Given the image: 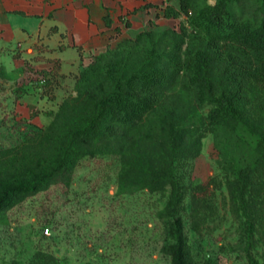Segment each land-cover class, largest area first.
Instances as JSON below:
<instances>
[{"label": "rangeland", "instance_id": "rangeland-1", "mask_svg": "<svg viewBox=\"0 0 264 264\" xmlns=\"http://www.w3.org/2000/svg\"><path fill=\"white\" fill-rule=\"evenodd\" d=\"M216 1L190 0L187 14L167 0L166 23L87 56L54 108L38 69L0 54V184L13 172L8 159L30 146L41 163L73 140L80 156L64 176L40 166L30 174L37 189L0 211V264H175L182 250L186 264H264V53L193 27L195 11ZM232 9L264 19V0ZM158 67L176 77L141 120L106 118L92 139L73 136L100 113L98 101L145 95L130 80ZM33 92L43 106L19 107ZM220 96H240L244 124L210 123ZM64 107L69 116L55 128ZM244 183L247 204L234 205Z\"/></svg>", "mask_w": 264, "mask_h": 264}, {"label": "crops", "instance_id": "crops-1", "mask_svg": "<svg viewBox=\"0 0 264 264\" xmlns=\"http://www.w3.org/2000/svg\"><path fill=\"white\" fill-rule=\"evenodd\" d=\"M167 0H0V54H17L38 70L58 69L51 76L54 108L75 83L92 53L103 51L115 38L130 37L166 23ZM106 16L110 20L107 23ZM41 59H35V57ZM29 95L28 111L44 104ZM39 97V98H38ZM41 100V101H39ZM23 101H28L26 98ZM21 111V110H20Z\"/></svg>", "mask_w": 264, "mask_h": 264}, {"label": "trees", "instance_id": "trees-1", "mask_svg": "<svg viewBox=\"0 0 264 264\" xmlns=\"http://www.w3.org/2000/svg\"><path fill=\"white\" fill-rule=\"evenodd\" d=\"M238 0H217L215 4H206L202 8L195 11L191 16V24L198 32L209 33L214 42L224 41L232 46L245 48L249 50H255L264 53V19H245L240 20L233 15V5ZM182 10L189 14L191 3L190 0H180ZM168 8H165L164 15L170 16ZM179 12V11H178ZM180 13V12H179ZM107 23L110 24L108 16H106ZM148 31V30H146ZM142 31L136 36L142 34ZM35 59H41L37 56ZM38 81L41 78H46V85L53 87V81L48 76H55L58 73V69L51 70H37ZM179 72V70H178ZM176 71L168 73L161 67L155 68L152 71H141L134 75L130 80L131 87L135 89L137 87L138 92L146 93L141 96H131L124 94H113L114 96H108L103 101H98L93 104L99 108L100 113L94 115L88 120L87 125L78 128L73 136L76 139H80L82 134L85 138L92 139L99 127V121H103L106 118L118 121L123 124H131L135 121L141 120L150 110H152L159 101L158 93L160 90L169 86L172 79L176 77ZM128 96V97H127ZM240 96H220L216 98L217 108L212 110L209 115L210 123L217 124L219 122H227L232 124V128H237L238 124H244L245 112L238 107ZM69 111L64 107L63 111L59 115L58 120L55 123V128H60L62 124L67 120ZM111 130H114V126H111ZM74 142V140H73ZM72 143L62 146L60 151L61 155L58 156L53 162L44 158V162H40V155L37 153V149L30 146L23 151H18L8 159V168H13V172L5 173L4 178H1L0 184V211L6 207L16 204L20 197L24 193L32 192L37 189L38 180L32 174L40 166H44L42 174L50 175L51 172L57 174V176H64L72 172L75 162L79 159V153L73 152L70 149L73 146ZM257 144L264 148V137L257 138ZM19 168H16L18 167ZM25 172L31 178L21 179V171ZM46 176V175H45ZM44 176V177H45ZM61 176V177H62ZM47 177V176H46ZM44 179V178H43ZM247 183L242 185V191L238 196L231 194L233 203L239 202L241 205L247 204L246 191ZM184 244V243H183ZM186 255L182 250L175 258V264H186Z\"/></svg>", "mask_w": 264, "mask_h": 264}, {"label": "built area", "instance_id": "built-area-1", "mask_svg": "<svg viewBox=\"0 0 264 264\" xmlns=\"http://www.w3.org/2000/svg\"><path fill=\"white\" fill-rule=\"evenodd\" d=\"M40 81L41 82H45V79L44 78H41ZM45 232L48 234L50 232L49 228H46Z\"/></svg>", "mask_w": 264, "mask_h": 264}]
</instances>
